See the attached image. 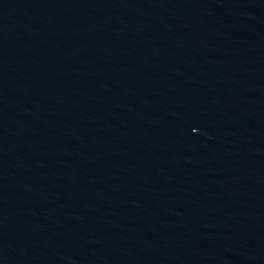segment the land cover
Masks as SVG:
<instances>
[{
	"label": "water",
	"instance_id": "1",
	"mask_svg": "<svg viewBox=\"0 0 264 264\" xmlns=\"http://www.w3.org/2000/svg\"><path fill=\"white\" fill-rule=\"evenodd\" d=\"M0 264H264V0H0Z\"/></svg>",
	"mask_w": 264,
	"mask_h": 264
}]
</instances>
